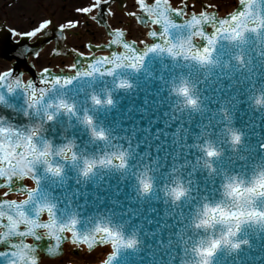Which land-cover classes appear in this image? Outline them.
I'll return each instance as SVG.
<instances>
[{"label":"snow or ice","instance_id":"snow-or-ice-1","mask_svg":"<svg viewBox=\"0 0 264 264\" xmlns=\"http://www.w3.org/2000/svg\"><path fill=\"white\" fill-rule=\"evenodd\" d=\"M108 2L109 0H95L92 7H84L79 11L91 13L94 8H99L101 3ZM139 4L151 24L161 26L159 33L155 30L150 32L153 40L160 42L148 44L145 41L143 47H140L135 42H125L123 38L126 34L123 31H115V38L111 40L110 46L122 47L123 51H112L110 55L101 57H88L77 52L80 61H94L88 70H81L87 65L74 64L71 66L73 74L65 75L53 74L50 69L45 68L40 73L38 83L42 86L39 88L31 82L25 84L22 79L13 78L12 72L0 75V106L14 112H22L32 121L25 128H17L4 117H0V125L7 123V126H0V181L8 182L0 183V187L27 193V199L22 202L3 199L0 204V222L7 221L0 223V227L4 229L0 232V244L7 246V250L0 251V264H38L37 247L23 240L14 242L16 238L32 237L37 242L49 238L54 241V246H49L46 251L48 254H56L61 248L62 240L66 239L65 233L71 234L73 244L86 245L92 251H96L100 246H110L111 250L108 252L101 249L104 264H129L128 250L133 253L141 250L140 235L143 225L136 222L139 218L129 208L119 213L113 209L109 210L112 215L122 218L115 227L111 226L112 221L107 218L108 226L97 224L79 231L77 225L80 221L77 214L65 212L68 218L58 219L57 205L49 196L41 193L37 165H45L48 173L59 177L64 169L53 163L54 157H61L64 161L71 160L73 163L78 160L74 143L69 142L54 149L52 142L43 134L47 123L55 119V115L50 111L53 104L45 103L50 93L58 88H67L73 81L82 77L94 78L92 81L111 77L115 92L132 90L141 82L137 74L142 70L145 73L151 69L158 57L192 60L201 65L215 64L218 58L214 59V54L220 39L245 42L249 33L257 36L264 34V0H237L236 10L224 18L216 14L218 9L209 11V5H205V10L199 14L193 13L190 18H185L187 5L173 9L167 0H163V7L162 0H155L153 6H148L145 0H139ZM176 18L184 19L177 22ZM92 19L95 20L96 17ZM50 26L52 21L45 20L25 33L15 29L9 31L10 35L21 39L34 38ZM75 26H78V23L69 22L61 26L60 31ZM196 37L201 38L206 46H197L194 43ZM29 51L31 49L24 46L18 55H26ZM35 55L38 56L39 53L36 52ZM239 59L242 60V57ZM102 68L106 71H102ZM145 82L149 83L148 80ZM18 91L23 92L27 98V104L23 107H17L10 102L12 94ZM177 91L187 98V104L195 106L198 103L186 83ZM104 97L94 94L91 99L98 108L110 110L116 103L113 92ZM255 103L264 106V95L257 97ZM55 107L56 112L74 111V106L63 99L59 100ZM143 113L144 119L148 120V115ZM83 123L88 128L93 146L100 143L103 148L99 156L83 158L80 175L89 179L101 170L116 172L120 175L122 183L127 182L131 187L135 194L134 201L162 202L170 205L173 211L168 215L175 219L174 235L184 257L180 264H223V261L218 259L219 253L226 252L231 255L238 253L243 246L251 248L253 236L264 239V140H260L258 144L246 143L245 131L229 126L225 121L227 143L233 146L232 151L241 152L240 146H244L242 154L236 157V160L243 162L241 166L246 167L247 161L256 157L260 159L251 165V176L248 180L239 175L229 176L227 172H221L227 180V183L222 185L225 200L210 206L211 197L205 195L210 192L208 173H203V183L196 179V176L202 173L201 168L216 172L212 162L226 154L227 149L221 152L211 139L205 138L217 136L218 128L205 131L196 127L198 131L194 132L190 127L181 128L178 123L173 129V123L165 124L154 117L148 121L146 127L139 128V132L145 134L140 139L137 138L135 128L130 133L125 130V134L121 135L113 126L98 127L92 115H85ZM149 135L157 142L155 155L151 151H141L142 144L146 143ZM170 145L176 146L175 153L168 152ZM161 149L165 152L163 159L160 156ZM169 155H172L173 159L170 167L167 163ZM202 157L206 159H203L201 165ZM232 160L233 157L229 155V163H232ZM227 167L226 164L225 168ZM153 173L158 174L159 184ZM178 176L183 179H177ZM28 179L34 181L36 186L24 187V181ZM15 185L21 187L17 189ZM9 194V191H5L3 197ZM150 211L156 212L157 209L153 207ZM44 213H47V222H42ZM153 222L147 221L148 224ZM217 225L223 226L219 236L216 235ZM21 226H24V231L20 230ZM150 235L155 236L156 233L151 232ZM159 243L164 245L165 242L161 239ZM172 244L173 239L170 236L167 247L171 248ZM175 259L173 255L168 264H173Z\"/></svg>","mask_w":264,"mask_h":264},{"label":"water","instance_id":"water-1","mask_svg":"<svg viewBox=\"0 0 264 264\" xmlns=\"http://www.w3.org/2000/svg\"><path fill=\"white\" fill-rule=\"evenodd\" d=\"M175 1L177 2L178 0ZM161 7H163V2ZM194 8L198 9V6L195 5ZM192 14L185 18H190ZM137 19L140 23L149 20L145 13L138 14ZM176 19L177 22H182L184 18ZM157 26L158 29L155 31L159 33L162 29L161 26ZM153 30L151 29V31ZM109 32L113 35L112 39H114L115 31L109 30ZM50 37L46 36L32 44L28 43L27 39H22L18 42V62L15 64L14 69L10 71L13 73V78L21 79V68L23 67L31 75L27 83L31 82L37 88L42 86L38 83L40 74L35 73L33 67L27 62V56L30 51L23 56L18 55V53L23 50L24 46H27L32 52H36L39 46L48 41ZM123 39L125 42H133L131 40L126 41L125 37ZM153 42L160 41H154L152 38L151 43ZM194 43L199 47L206 46V43L199 37L194 38ZM102 47L109 49L110 53L112 51H123L122 47L118 50L119 46L113 48L110 43L104 44ZM140 47H143V45H140ZM5 55V57L9 58L10 51ZM93 56L101 57L105 55L88 57ZM240 57H242V60L239 59ZM216 58H218V62L215 64L201 65L192 60H177L161 56L157 58L151 69L145 73L142 70L141 73L137 74L141 82L138 87H134L132 90L115 92L111 77L94 81H92L94 78L82 77L80 80L73 81V84L67 88H58L46 97L45 103L54 105L60 98H63L74 106L73 112L64 110L56 112V108H51L50 111H55V119L47 123L43 134L45 138L52 142L54 149L69 142L74 143V150L77 152L78 160L73 163L71 160L64 161L61 157H54L53 163L62 166L64 169L59 177L48 173L46 166L43 164L36 166L41 193L49 196L52 202L57 205L58 219L68 218L65 216V212H74L80 221L77 225V230L79 231L92 228L97 224L108 226L107 218L111 219V226L115 227L121 222L122 218L118 215H112L109 210L113 209L119 213L129 208L133 214L138 216L139 219L136 222L143 225L140 235L142 241L141 250L138 253L128 250L129 264H168L173 255L176 257L173 264H180V260L184 257L182 248L174 235L176 230L175 219L170 218L168 215V213L173 211L170 205H165L162 202L144 203L134 201L135 194L131 187L127 182L122 183L120 175L116 172L101 170L89 179H85L80 175L79 169L82 167L83 158H91L93 155L99 156L103 148L100 143H96L93 146L88 128L83 123V118L85 115H92L98 127L101 125L105 127L113 126L121 135L125 134V130L130 133L135 128L138 134L137 138L140 139L145 134L139 132V128L146 127L148 121L154 117L165 124L177 121L173 123V129L177 127L178 123H180L181 128H184V126L190 127L194 132L198 131L196 127H200L205 131L218 128L219 133L217 136L205 138L211 139L221 152H225L226 149L228 151L226 150L225 155L218 157L212 162L213 167L217 169L216 172L201 168L202 173H198L196 176V179L201 180V183H203V173H208L210 192L205 193V195H210L211 200H215L217 193L222 189V185L227 182L221 172H227L229 176L239 175L244 179L251 174L249 171L251 165L260 159V157H256V159L249 160L247 161V166L242 167L241 164L243 162L236 160V157L242 154L244 146H240L241 152L232 151L233 146L227 143V132L225 131L224 123L227 121L229 126L243 129L246 133V143L258 144L260 140H264V106H259L255 103L257 97L264 95V34L257 36L249 33L245 42L220 39L217 43V52L214 54V59ZM75 62L87 65V67H82L81 70H88L91 64L94 63V61H80L77 55ZM178 69H187V71L177 73ZM101 70L106 71L105 68ZM52 73L73 74L72 72ZM146 80L149 83H146ZM185 83L191 90V95L198 101L195 106L187 104V98L180 95L177 91ZM109 92H113L116 101L110 110L98 108L92 102L91 97L94 94L105 98L104 96H107ZM10 99V102L17 105V107H23L27 104L26 95L20 91L12 94ZM142 111L148 115V120L144 119L145 114ZM0 117H4L7 122L17 128H25L32 123L22 112H14L4 106H0ZM33 117H35L34 112ZM0 126H7V123ZM258 133L259 135H257ZM148 145L151 147L149 148ZM156 147L157 142L153 136L149 135L146 143L142 144L141 151H151L155 155ZM168 152L175 153L176 146L170 145ZM164 155L165 152L161 149L160 156L162 159ZM229 155L233 157L232 163L228 161ZM203 159L206 158H201V165ZM167 163L169 167L173 163L172 155L168 156ZM226 164L228 165L227 168H225ZM153 175L157 177V183L159 184L158 174L153 173ZM176 178L183 179V177L179 176ZM0 183L7 184L8 182L3 180ZM23 186L26 187L25 184ZM15 187L18 189L21 185H15ZM10 191L13 190L10 189ZM16 191L25 193L19 190ZM3 199L5 198L1 197L0 204L3 203ZM153 207L157 209L156 212L150 211ZM148 220H153L154 222L148 224ZM6 222L4 220L0 223ZM42 222H47V220H42ZM164 225H171V227H164ZM20 230L24 231V226H21ZM151 232H155L156 235H150ZM145 233L149 234L145 235ZM64 235L67 239L66 233ZM170 236L173 239L171 248L167 247V241ZM25 238H16L14 242H19L20 240L24 242ZM66 239L62 240L61 245ZM161 239L164 240V245L159 243ZM33 245L37 247V253L38 249H41L46 255L55 256L61 251L60 248L56 254L47 253L46 249L49 246H54V241L49 238H44ZM252 245L253 247L251 248L243 246L242 250L231 255L221 252L218 255V259L222 260L223 264H247L257 258H263L264 239H258L253 236ZM0 247L4 248L0 251L7 250L6 245L0 244ZM101 249L104 252L111 250L110 246L108 248L100 246L96 251H93L92 253L96 254L98 261L104 259L101 256ZM89 256V253L85 252L78 259L81 262L82 260L85 262L97 260V257L91 258ZM66 259L68 260V257ZM259 261V263L253 264H264L262 260Z\"/></svg>","mask_w":264,"mask_h":264},{"label":"flooded vegetation","instance_id":"flooded-vegetation-1","mask_svg":"<svg viewBox=\"0 0 264 264\" xmlns=\"http://www.w3.org/2000/svg\"><path fill=\"white\" fill-rule=\"evenodd\" d=\"M90 0H0V25L4 24L16 31L22 27H29L40 16L48 13L63 15L64 11L71 12L77 17L78 9L89 4ZM53 10H55L53 12ZM69 12V13H70ZM55 14V16H56ZM54 15V14H53ZM3 63L0 61V66Z\"/></svg>","mask_w":264,"mask_h":264},{"label":"clouds","instance_id":"clouds-1","mask_svg":"<svg viewBox=\"0 0 264 264\" xmlns=\"http://www.w3.org/2000/svg\"><path fill=\"white\" fill-rule=\"evenodd\" d=\"M180 71H187V69H178L177 70V73H179ZM61 99H63V98H60L59 100H61ZM59 100H58V102H59ZM63 100H65V99H63ZM66 101V100H65ZM57 102V103H58ZM67 103H69L68 101H66ZM56 103V104H57ZM56 104H54L53 105V107L54 108H56L55 106H56ZM54 115H55V111H51ZM250 176H251V174L247 177V178H244L245 180H248V179H250ZM227 183V182H226ZM223 188L217 193V195H216V198H215V200H210L209 201V203H210V206H214L215 204H217V203H222L224 200H225V197H224V195H223ZM221 227H223L222 225H217V228H216V235L217 236H219V232H220V229H221Z\"/></svg>","mask_w":264,"mask_h":264}]
</instances>
